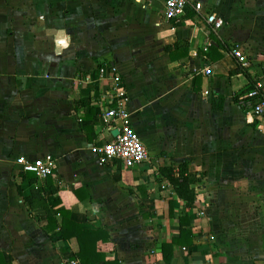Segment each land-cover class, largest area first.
I'll list each match as a JSON object with an SVG mask.
<instances>
[{"label":"crops","instance_id":"0c3cea01","mask_svg":"<svg viewBox=\"0 0 264 264\" xmlns=\"http://www.w3.org/2000/svg\"><path fill=\"white\" fill-rule=\"evenodd\" d=\"M188 1L202 10L167 20L164 0H0V264L80 262L62 210L106 231L120 264H264V116L240 101L264 89V0ZM109 64L148 152L132 168L93 152L117 133L102 118ZM45 155V179L15 164ZM183 163L192 201L161 174Z\"/></svg>","mask_w":264,"mask_h":264},{"label":"built area","instance_id":"2783aa9c","mask_svg":"<svg viewBox=\"0 0 264 264\" xmlns=\"http://www.w3.org/2000/svg\"><path fill=\"white\" fill-rule=\"evenodd\" d=\"M188 5L197 12L202 10L200 2L192 4L188 0H164L163 15L167 20H175L185 12ZM205 22L214 31L220 29L224 24L223 18L215 12L205 15ZM209 45L210 42L207 41L204 49L207 50ZM229 54L236 58L241 67L249 66L247 55L238 45L233 46ZM99 71L109 81V88L106 91L107 106L102 113V118L105 122L114 121L117 124V133L112 139L93 146L97 162L103 166L114 160H119L127 168L138 166L147 159L148 152L130 122L127 107L129 95L126 85L114 64L103 65ZM204 72L209 74V67H205ZM262 86V82L256 80L245 97L240 98L242 106H249L250 112L254 116H264V89ZM15 164L20 171L34 173L41 179L54 174V159L50 155L34 159L18 156L15 159ZM69 262L70 264H80L78 259Z\"/></svg>","mask_w":264,"mask_h":264},{"label":"trees","instance_id":"16d2710c","mask_svg":"<svg viewBox=\"0 0 264 264\" xmlns=\"http://www.w3.org/2000/svg\"><path fill=\"white\" fill-rule=\"evenodd\" d=\"M214 107L221 108L222 105L214 104ZM161 174L168 180L172 190L181 199H184L185 201L194 200L195 192L189 185L187 163L181 164L177 173L174 172L171 165H167L161 169ZM60 214L61 225L59 234L66 238L70 236V234H67V230L74 228L80 246L78 258L80 259L81 264H97L99 262H102L103 264H120L117 260H108L105 257L103 245L109 242V235L106 231L87 230L82 228L79 224L70 220L69 211L62 210Z\"/></svg>","mask_w":264,"mask_h":264},{"label":"water","instance_id":"95a60500","mask_svg":"<svg viewBox=\"0 0 264 264\" xmlns=\"http://www.w3.org/2000/svg\"><path fill=\"white\" fill-rule=\"evenodd\" d=\"M116 135V134H115Z\"/></svg>","mask_w":264,"mask_h":264}]
</instances>
